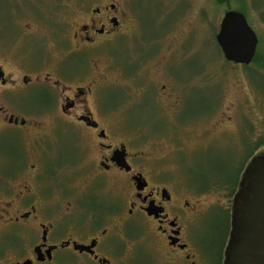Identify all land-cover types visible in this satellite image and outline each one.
I'll return each mask as SVG.
<instances>
[{
    "label": "flooded vegetation",
    "instance_id": "flooded-vegetation-1",
    "mask_svg": "<svg viewBox=\"0 0 264 264\" xmlns=\"http://www.w3.org/2000/svg\"><path fill=\"white\" fill-rule=\"evenodd\" d=\"M121 3L132 4L112 0L81 23L53 22V54L30 23L10 37L0 63V136L18 130L23 155L0 177V264H225L231 218L219 253L209 255L195 233L202 220L174 192L175 169L152 150L167 133L130 121L132 106L151 97L179 124L200 78L179 79L169 60L156 61L158 50L120 61L115 81L92 72L107 40L133 34ZM110 85L125 98L120 123L104 102Z\"/></svg>",
    "mask_w": 264,
    "mask_h": 264
},
{
    "label": "rangeland",
    "instance_id": "rangeland-1",
    "mask_svg": "<svg viewBox=\"0 0 264 264\" xmlns=\"http://www.w3.org/2000/svg\"><path fill=\"white\" fill-rule=\"evenodd\" d=\"M128 1L131 10L123 3L121 7L129 12L133 34L107 40L104 49L95 53L92 72H105L115 81L120 76V61H130L139 51L150 55L158 50L156 61L169 60L176 77L188 83L200 78L188 87V105L179 115L188 124L169 121L151 97L142 101L143 107L132 106L130 121H149L150 128L167 133L155 141L158 145L152 150L167 156L166 166L175 169L174 192L192 202V217L202 220L195 233L207 253L217 255L228 237L233 184L241 180L250 161L264 153V21L250 0ZM111 2L0 0V63L9 56L10 37L18 24L30 23L31 31L43 38L46 50L53 54V22L81 23L91 8ZM240 3L245 7L238 6ZM229 7L244 9L259 37L258 58L248 65L228 61L216 40ZM76 61L84 65V55H76ZM124 100L119 86L107 89L105 105L114 109L108 116L119 123ZM19 138L18 130L12 129L0 136V177L13 173L19 164L23 155ZM70 145L71 137L62 138L64 149L69 150Z\"/></svg>",
    "mask_w": 264,
    "mask_h": 264
},
{
    "label": "water",
    "instance_id": "water-1",
    "mask_svg": "<svg viewBox=\"0 0 264 264\" xmlns=\"http://www.w3.org/2000/svg\"><path fill=\"white\" fill-rule=\"evenodd\" d=\"M216 40L230 62L248 65L257 54L258 34L239 10L224 13ZM225 264H264V153L247 165L234 194Z\"/></svg>",
    "mask_w": 264,
    "mask_h": 264
},
{
    "label": "trees",
    "instance_id": "trees-1",
    "mask_svg": "<svg viewBox=\"0 0 264 264\" xmlns=\"http://www.w3.org/2000/svg\"><path fill=\"white\" fill-rule=\"evenodd\" d=\"M223 1H225V0H218V2H223ZM245 2H246V0H245ZM251 2V3H250ZM250 4L252 5V7H254L255 8V10L257 9V11L259 12V14H260V16H261V18L263 19V21H264V0H250ZM245 3H240L238 6H243V7H245ZM230 9H228V10H238L239 9V7L238 8H232V7H229ZM228 10H226V11H228ZM239 10H241V12H243L244 13V9H239ZM246 16V15H245ZM247 18V17H246ZM248 20V19H247ZM256 58H258V52H257V54H256V56H255V60H256ZM239 182H240V180H238L237 179V181L233 184V189H232V191H233V193L235 194L236 193V191H237V189H238V186H239ZM234 196V195H233Z\"/></svg>",
    "mask_w": 264,
    "mask_h": 264
}]
</instances>
